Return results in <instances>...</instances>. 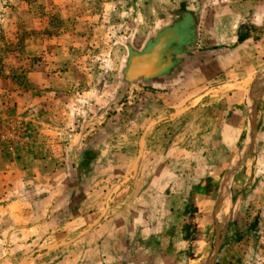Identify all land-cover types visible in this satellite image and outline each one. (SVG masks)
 <instances>
[{"label":"rangeland","instance_id":"374dc122","mask_svg":"<svg viewBox=\"0 0 264 264\" xmlns=\"http://www.w3.org/2000/svg\"><path fill=\"white\" fill-rule=\"evenodd\" d=\"M0 264H264V0H0Z\"/></svg>","mask_w":264,"mask_h":264},{"label":"crops","instance_id":"0c3cea01","mask_svg":"<svg viewBox=\"0 0 264 264\" xmlns=\"http://www.w3.org/2000/svg\"><path fill=\"white\" fill-rule=\"evenodd\" d=\"M162 80V79H161Z\"/></svg>","mask_w":264,"mask_h":264}]
</instances>
